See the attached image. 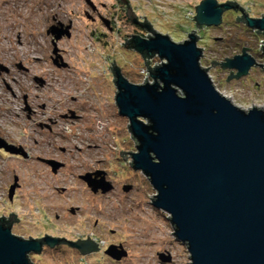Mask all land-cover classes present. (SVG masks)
Returning <instances> with one entry per match:
<instances>
[{
  "label": "rangeland",
  "instance_id": "obj_1",
  "mask_svg": "<svg viewBox=\"0 0 264 264\" xmlns=\"http://www.w3.org/2000/svg\"><path fill=\"white\" fill-rule=\"evenodd\" d=\"M126 1L136 22L144 18L151 30L175 43L190 33L197 36L199 65L208 67L205 71L216 90L241 109H264V71L255 65H264L259 49L264 32L256 33L234 20L241 13L260 18L264 0H216L234 2L243 11L226 10L220 23L209 28H198L192 20L194 6L201 0ZM125 9L116 0H0V67L6 69H0V135L27 155L26 159L3 155L7 161L0 157V217L15 215L11 233L17 237L63 233L87 236L97 246L85 257L65 248L31 255L33 264L190 263L185 245L172 235L167 214L151 204L154 190L139 171L130 168V155L124 153V159L119 155V151L134 152V143L127 120L117 115L114 105L112 62L128 82L141 83L135 72L140 58L120 46L139 28L122 17ZM117 10L121 19L113 13ZM52 16L64 25L71 22L69 38L53 41L56 53L62 54L57 63L65 67L52 63V37L45 35ZM140 32L151 35L144 28ZM241 48L248 49L244 52L254 66L245 76L224 81L229 71H235L210 66V60L225 62L223 58L240 55ZM24 103L30 110L28 118L21 112ZM36 158L62 166L51 173ZM95 172L104 173L111 190L92 194L78 178ZM14 177L17 186L8 201ZM124 186L129 190L123 191ZM69 208L75 209L73 215L65 211ZM107 245H115L125 258L113 262L104 254Z\"/></svg>",
  "mask_w": 264,
  "mask_h": 264
},
{
  "label": "water",
  "instance_id": "obj_2",
  "mask_svg": "<svg viewBox=\"0 0 264 264\" xmlns=\"http://www.w3.org/2000/svg\"><path fill=\"white\" fill-rule=\"evenodd\" d=\"M116 1L125 4L124 14L132 24L151 33L147 39L130 35L120 44L143 58L151 83L145 79L143 84L130 83L113 62L109 68L117 115L127 120L134 143V152L119 151L120 157L129 154L130 168L139 171L154 190L151 204L167 214L173 237L185 245L189 264H264V109H241L216 90L205 71L208 67L199 65L197 36L190 33L175 43L151 30L144 18L136 22L126 0ZM226 10L243 11L234 2L201 0L194 6L192 20L198 28L214 27ZM241 14L234 20L256 33L264 32V14L257 19ZM67 29L50 28L49 32L56 41L62 35L68 37ZM261 42L259 49L264 55ZM244 50L248 49L241 48V54L231 59L223 58L225 62L210 60V66L219 64L235 71L234 75L229 71L224 81L245 76L255 63ZM56 51L52 43V54ZM57 61L52 60L56 67H65ZM255 65L264 71V65ZM0 149L24 156L1 140ZM43 163L51 173L62 166L52 161ZM101 173H87L79 179L92 193L99 190L103 194L111 185L102 178L95 179ZM16 181L14 177L8 188V201ZM122 190L128 191L129 186ZM16 221L11 213L8 218L0 217V264H32L28 255L40 253L42 243L49 247L66 243L81 255L97 249L87 236L76 242L46 235L22 239L10 231ZM104 253L115 258L120 254L112 246Z\"/></svg>",
  "mask_w": 264,
  "mask_h": 264
},
{
  "label": "flooded vegetation",
  "instance_id": "obj_3",
  "mask_svg": "<svg viewBox=\"0 0 264 264\" xmlns=\"http://www.w3.org/2000/svg\"><path fill=\"white\" fill-rule=\"evenodd\" d=\"M53 17V16H52ZM52 24H54V25H52L51 24V26L50 25H48V26H46L47 27V29L45 30V35H51V37H52V41H51V45H52V43H54L53 41H55L54 40V36L49 32V30H50V28H56V30H64L66 27H68V29H67V31H68V37H66L65 35H62L58 40H60L61 38H69V33H70V31H71V29H72V27H71V22H68L67 23V25H64V22H62V21H60V20H56L54 17L52 18V22H51ZM56 26V27H55ZM17 39H19L18 38V36L16 37ZM27 38H29V36H27ZM58 40H56V41H58ZM17 43L19 44V42L17 41ZM54 45H55V43H54ZM58 51V50H57ZM54 58H57V60L58 61H60V60H62V54H57V53H55L54 54V57L52 58V60L54 59ZM2 71H5L6 69H1ZM235 74V73H234ZM234 74H231V75H234ZM4 89H6V90H9L8 88H4ZM11 96H12V94H11ZM24 99V101H25V97L23 98ZM25 105H24V108H23V110L21 111V112H26L27 113V118H28V115H29V113H30V110L28 109V107L26 106V103H24ZM9 106H10V108L12 107L10 104H9ZM2 107H4V106H2ZM7 107V106H6ZM4 109V108H3ZM3 113V112H2ZM64 117V116H63ZM70 117L73 119V118H75L74 117V115H73V112H71L70 113ZM3 118L1 117V115H0V121L2 120ZM39 125V124H38ZM3 138L1 137V135H0V140L1 141H3L4 142V144L5 145H7V146H9V144H8V142L6 141V140H2ZM10 147V146H9ZM12 147V146H11ZM20 149V148H19ZM20 152H22V151H20ZM23 153V152H22ZM3 155L4 156H6V155H8V156H17V157H20V158H22V159H26L27 158V155H25L24 154V156H22V155H20V154H17V155H12V154H9V153H7V152H5L3 149H0V157L2 158L3 157ZM3 159V158H2ZM4 161H7L6 159H3ZM36 161H38V162H42V161H44V159H40V158H36ZM43 163V162H42ZM45 166V165H44ZM56 173V172H55ZM90 174V173H89ZM92 174V173H91ZM104 173H101L99 176H97V177H95V179L96 180H98L99 178H102L103 180H104ZM78 178H79V176H78ZM107 182V181H106ZM111 185V184H110ZM111 188H112V186H111ZM111 190V189H110ZM92 193V192H91ZM97 193H99V190H97L95 193H92V194H97ZM99 194H102V193H99ZM67 213H69V215H73L74 214V211H75V209H74V211H73V209H71V208H69V209H67V210H65ZM64 212V211H63ZM3 217L4 218H8V214H6V215H3ZM16 219V218H15ZM17 222V221H16ZM16 222H12V224H11V226H10V231H12V228L15 226V223ZM44 235H46V236H48V237H50V238H58V239H60V238H62L64 241H70V242H76V240H78V241H82V240H86V238L85 239H82L81 237H78V238H75V237H67L65 234L63 235V233H51V232H43L42 234H40L39 236H36V237H27V238H22V239H25V240H27L28 238L29 239H41V238H43L44 237ZM89 241H91L90 239H89ZM92 242V241H91ZM92 243H94V242H92ZM95 244V243H94ZM109 246H112V247H114V251L118 254V253H120L119 255H118V258H115L116 256H108V257H110V259L113 261V262H118L119 261V259H120V257H123V258H125V253H122V251L121 250H119V251H117L116 250V248H115V245H107L106 246V248L107 247H109ZM67 249V250H69V251H73V252H75V253H78L81 257H85V256H87L88 254H90V253H92L93 251H91V252H89L88 254H85V255H81L80 253H79V251L76 249V248H74V247H72V246H70V245H68V244H66V243H57V244H54L52 247H49L47 244H45V243H42L41 244V250H40V253H38V254H29V256H28V259L30 260V256L31 255H35V256H39V255H41L42 253H44V252H53V251H56V250H61V249ZM96 248H97V246H96ZM119 249V248H118ZM95 251V250H94ZM105 254V253H104ZM106 255V254H105ZM30 262H31V260H30ZM32 263V262H31ZM33 264V263H32Z\"/></svg>",
  "mask_w": 264,
  "mask_h": 264
},
{
  "label": "built area",
  "instance_id": "obj_4",
  "mask_svg": "<svg viewBox=\"0 0 264 264\" xmlns=\"http://www.w3.org/2000/svg\"><path fill=\"white\" fill-rule=\"evenodd\" d=\"M194 17V16H193ZM115 19V18H114ZM113 19V20H114ZM110 24V23H109ZM151 36V35H150ZM148 36H144L143 39H147ZM133 51V50H132ZM134 52V51H133ZM138 58H140V64L139 66L136 68L137 70H135L136 73H139V77L141 78V83L140 84H143L144 83V79L146 80L147 83H151L152 80L150 78V76L148 75V72L145 71L146 68L144 66V62H143V58L141 56L138 55ZM137 84V83H136Z\"/></svg>",
  "mask_w": 264,
  "mask_h": 264
},
{
  "label": "trees",
  "instance_id": "obj_5",
  "mask_svg": "<svg viewBox=\"0 0 264 264\" xmlns=\"http://www.w3.org/2000/svg\"><path fill=\"white\" fill-rule=\"evenodd\" d=\"M125 11H126V9L123 11V15H122V17L124 18L125 17V19H126V21L128 22V19L126 18V16H125ZM113 13H115L116 14V18H118V19H121L122 17H121V12H120V10H117V11H114ZM194 15H195V13H194ZM242 15V14H241ZM136 29H134V34L133 35H136L137 34V36H139L140 38H144V35L143 34H141V28L139 29L138 27H135ZM209 28V27H208ZM171 40V39H170ZM172 41V40H171ZM174 42V41H173ZM136 53V52H135ZM137 54V53H136ZM138 55V54H137Z\"/></svg>",
  "mask_w": 264,
  "mask_h": 264
},
{
  "label": "bare ground",
  "instance_id": "obj_6",
  "mask_svg": "<svg viewBox=\"0 0 264 264\" xmlns=\"http://www.w3.org/2000/svg\"><path fill=\"white\" fill-rule=\"evenodd\" d=\"M5 86H6V88H8V89H9L8 85H6V84H5ZM224 97H225V96H224ZM225 98H226V97H225Z\"/></svg>",
  "mask_w": 264,
  "mask_h": 264
}]
</instances>
